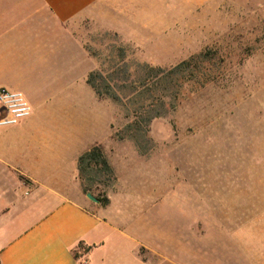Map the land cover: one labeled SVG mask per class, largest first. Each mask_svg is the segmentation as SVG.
Masks as SVG:
<instances>
[{
	"label": "rangeland",
	"instance_id": "obj_1",
	"mask_svg": "<svg viewBox=\"0 0 264 264\" xmlns=\"http://www.w3.org/2000/svg\"><path fill=\"white\" fill-rule=\"evenodd\" d=\"M103 8L77 26L94 84V96L78 99L92 109L112 169L86 161V205L107 206L99 198L115 194L117 207L147 208L154 190L158 214L171 211L174 230L189 238L229 215H256L264 206V0Z\"/></svg>",
	"mask_w": 264,
	"mask_h": 264
},
{
	"label": "crops",
	"instance_id": "obj_2",
	"mask_svg": "<svg viewBox=\"0 0 264 264\" xmlns=\"http://www.w3.org/2000/svg\"><path fill=\"white\" fill-rule=\"evenodd\" d=\"M119 1L0 0V87L32 106L0 126V264H264V206L189 238L174 230L171 211L158 214L154 190L147 208L117 207L115 194L107 206L86 205L79 158L102 133L78 99L94 88L77 26Z\"/></svg>",
	"mask_w": 264,
	"mask_h": 264
},
{
	"label": "built area",
	"instance_id": "obj_3",
	"mask_svg": "<svg viewBox=\"0 0 264 264\" xmlns=\"http://www.w3.org/2000/svg\"><path fill=\"white\" fill-rule=\"evenodd\" d=\"M0 104L6 115L0 119V126H12L27 118L32 113V106L22 91L0 87Z\"/></svg>",
	"mask_w": 264,
	"mask_h": 264
},
{
	"label": "trees",
	"instance_id": "obj_4",
	"mask_svg": "<svg viewBox=\"0 0 264 264\" xmlns=\"http://www.w3.org/2000/svg\"><path fill=\"white\" fill-rule=\"evenodd\" d=\"M88 82H90L94 88V84H93V80H92V72L89 74ZM87 160H88L87 164L89 162L92 163L94 161L96 165H102L107 171H109V172L112 171L111 166L109 165L107 159L104 157V155L101 151V147L98 144L93 145L90 150L84 152L80 156V158H79V170H80V174H81L80 176L81 177L83 176L84 164L86 163ZM99 201L102 202L103 205H106L109 203V198H105L104 200L99 198ZM84 250L87 251L88 249L85 248Z\"/></svg>",
	"mask_w": 264,
	"mask_h": 264
},
{
	"label": "water",
	"instance_id": "obj_5",
	"mask_svg": "<svg viewBox=\"0 0 264 264\" xmlns=\"http://www.w3.org/2000/svg\"><path fill=\"white\" fill-rule=\"evenodd\" d=\"M87 196H88L91 200L98 202V198H97L96 196H94L91 192H87Z\"/></svg>",
	"mask_w": 264,
	"mask_h": 264
}]
</instances>
